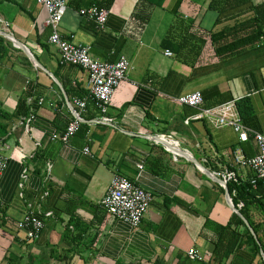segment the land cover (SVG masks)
Segmentation results:
<instances>
[{
	"label": "crops",
	"instance_id": "0c3cea01",
	"mask_svg": "<svg viewBox=\"0 0 264 264\" xmlns=\"http://www.w3.org/2000/svg\"><path fill=\"white\" fill-rule=\"evenodd\" d=\"M210 1L68 0L61 36L100 62L129 63L101 116L88 99L85 70L60 64L36 0H0V34L7 31L0 35V113L6 114H0V154L7 159L0 175V264L6 252L43 264H264V198L251 191L239 200L220 176L234 173L231 183L239 187L252 179L250 170L235 166L233 153L255 157L250 132L264 133V35L232 50L246 32L236 37L227 30L218 41L228 22L214 27ZM91 7L107 11L103 30L79 15ZM192 93L206 108L248 99L252 115L241 121L247 140L229 126L192 119L198 111L176 102ZM73 99L86 100V107L77 110L81 123L63 145L51 138L73 120ZM114 177L151 194L137 228L102 207ZM28 211L44 224L35 241L18 228ZM218 241L222 261L214 253ZM190 250L201 260L190 261Z\"/></svg>",
	"mask_w": 264,
	"mask_h": 264
},
{
	"label": "built area",
	"instance_id": "2783aa9c",
	"mask_svg": "<svg viewBox=\"0 0 264 264\" xmlns=\"http://www.w3.org/2000/svg\"><path fill=\"white\" fill-rule=\"evenodd\" d=\"M36 2L45 12L43 26L50 30L48 42L57 48L60 56V64L76 66L85 70L87 73L86 88L89 95L88 99L93 101L95 109L101 116L105 115L114 92L127 77L129 71L128 61L121 58L115 63L100 62L89 56L87 47L72 43V37L67 39L61 36L59 26L68 0H36ZM78 13L93 21L98 30L104 29L107 17L106 10L91 7L88 9H80ZM164 55L172 56L169 51H165ZM176 102L198 111L197 115L192 119L206 120L216 126H229L238 134L240 141L247 140L249 131L241 123L235 106L236 101L214 108H206L202 96L199 93H192L177 98ZM70 105L75 107V111H72L73 120L69 122L60 136L51 138V140H58L63 145L68 144L69 139L77 131L81 119L76 112L77 110L83 111L85 109L86 100L73 99ZM31 119L32 116L25 123L27 132L29 131L28 126ZM250 133L257 146V155L251 159H246L241 150H235L233 153L234 164L239 168L250 170L252 173L250 184L253 187L260 184L264 190V133ZM1 148L0 143V150ZM83 154H89L87 147L83 149ZM6 164L7 159L0 154V175L4 171ZM25 173L26 171H24L23 178H26ZM220 176L224 183L236 181L235 174L229 171L225 175ZM151 198L150 193L144 191L137 185L123 178L114 177L109 184L101 204L108 215L133 228H137L149 210ZM43 227V221L36 218L34 213L29 211L18 222L19 230L25 232V238L29 241L38 239ZM187 258L192 262L201 260L199 254L194 250H190L187 253Z\"/></svg>",
	"mask_w": 264,
	"mask_h": 264
},
{
	"label": "trees",
	"instance_id": "16d2710c",
	"mask_svg": "<svg viewBox=\"0 0 264 264\" xmlns=\"http://www.w3.org/2000/svg\"><path fill=\"white\" fill-rule=\"evenodd\" d=\"M209 8L210 10H213L214 12H216L218 15V18L215 21L214 27L219 25V23L223 21L222 20L223 18H225L224 21L228 22L221 28L219 27L222 33H218L219 36L216 37L218 38V41L220 40V37L223 36L222 34H224L225 31L227 32V30L234 31V34L235 32L237 33L246 32V35L239 37L238 39H236L235 43L231 45L230 48H232V50H236L239 46H243L246 44L248 45L255 41H258L264 35V21H262V19H264L263 18L264 17V4L253 6L250 4V0H211L209 3ZM235 9L239 11L238 14L229 15L228 17L227 16L221 17V15L230 13V11H233ZM244 15L246 17L241 19V17ZM234 36L237 37L238 35L235 34ZM211 38H212V34H211ZM2 41L3 39L0 38V42ZM169 41L170 39L168 37L163 41V44L165 42V45L169 46V43H168ZM212 43H214V39L212 40ZM235 106H236L240 120L242 121V123H246L248 118L252 115V106L249 103V100L248 99L236 100ZM0 114L3 116L6 115L2 112ZM231 182L232 181L227 183L228 187H230L229 191L232 193V190H234L237 193V198L239 200L243 197V195H246L245 193H248L247 195H249L251 191L252 192L254 191L253 195L264 198V190L260 184L253 187L249 182V184L239 187L238 186L239 184H235ZM260 192L262 193V196L258 194ZM241 200L243 201V199ZM233 202L235 203L234 197H233ZM245 207L246 205L244 204V206H242L240 210L243 215H245L244 214ZM34 216L41 220L40 216H37L35 213H34ZM233 217L235 218V220L238 221V223L242 224V221L237 216L234 215ZM216 244H217V247L215 248L214 253L218 257V260L222 261L224 259V256L222 255V252L220 251L222 241H218ZM254 246L257 248L255 244ZM4 262L5 264H43L44 263V261H39L38 258L32 257L31 255L29 256V258L27 255V257H25V260H24V259H21V256L16 257L9 252L5 253ZM115 264H123V263L116 262Z\"/></svg>",
	"mask_w": 264,
	"mask_h": 264
},
{
	"label": "water",
	"instance_id": "95a60500",
	"mask_svg": "<svg viewBox=\"0 0 264 264\" xmlns=\"http://www.w3.org/2000/svg\"><path fill=\"white\" fill-rule=\"evenodd\" d=\"M0 35H2L3 37H6V35H3V34H0ZM20 47H21V46H20ZM21 50H23V51L25 52V50L22 49V47H21ZM190 159H191V158H190ZM193 162L196 163L194 160H193ZM199 169H200L201 172H203V173H204L208 178H210L212 181H214L215 183H220V181H219L215 176H213L212 174L206 172V171H205L203 168H201L200 166H199Z\"/></svg>",
	"mask_w": 264,
	"mask_h": 264
},
{
	"label": "clouds",
	"instance_id": "9594fccd",
	"mask_svg": "<svg viewBox=\"0 0 264 264\" xmlns=\"http://www.w3.org/2000/svg\"><path fill=\"white\" fill-rule=\"evenodd\" d=\"M1 34H3V35H6V36H7V32H6V31H4V32L2 31V32H1Z\"/></svg>",
	"mask_w": 264,
	"mask_h": 264
},
{
	"label": "rangeland",
	"instance_id": "374dc122",
	"mask_svg": "<svg viewBox=\"0 0 264 264\" xmlns=\"http://www.w3.org/2000/svg\"><path fill=\"white\" fill-rule=\"evenodd\" d=\"M1 263V262H0Z\"/></svg>",
	"mask_w": 264,
	"mask_h": 264
}]
</instances>
